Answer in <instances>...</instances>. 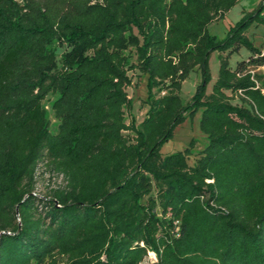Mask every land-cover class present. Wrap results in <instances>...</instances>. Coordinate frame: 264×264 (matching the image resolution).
Here are the masks:
<instances>
[{"label":"trees","instance_id":"obj_1","mask_svg":"<svg viewBox=\"0 0 264 264\" xmlns=\"http://www.w3.org/2000/svg\"><path fill=\"white\" fill-rule=\"evenodd\" d=\"M237 1L0 0V264H264V73L249 69L264 41L247 35L264 0L208 31ZM131 70L147 74L138 124ZM198 110L193 161V140L161 153ZM41 162L64 180L47 197Z\"/></svg>","mask_w":264,"mask_h":264},{"label":"rangeland","instance_id":"obj_2","mask_svg":"<svg viewBox=\"0 0 264 264\" xmlns=\"http://www.w3.org/2000/svg\"><path fill=\"white\" fill-rule=\"evenodd\" d=\"M260 0H238L234 6H232L222 18H218L208 25L209 33L216 36L218 39L224 38L227 30L230 26L235 24L244 13L256 8ZM264 14V8L263 12ZM247 35L255 45H260L264 41V27L262 24L252 25ZM62 50L64 48H61ZM59 49V51H61ZM248 54V50L244 47L240 51L233 53L229 62L233 67L235 63L245 58ZM218 58L217 52L212 51L208 57V67L210 71L211 79L206 84V92H210L211 84L217 76L218 72ZM250 71L256 73H264V64L257 67H249ZM131 77V85L126 87L128 96L131 97V107L126 111L127 121L133 119L135 124H138L144 117L147 110V106L143 100L147 97L148 86H147V74L140 73L138 71H129ZM202 76L199 70H194L189 73L186 79L181 83L180 97L183 103L190 101L193 96L196 85L201 81ZM199 117L200 110H198L191 117H186L185 120L176 125L172 134L160 144V151L163 154L171 153L177 150H183L189 145L191 140L194 141V146L191 149V154L188 157V161L191 163L196 156V153L204 147L206 144V138L204 133L199 128ZM52 121H54L52 119ZM64 184V180L60 174L48 170L46 164L41 162L38 164L35 172V186L33 193L36 195L47 197L55 187Z\"/></svg>","mask_w":264,"mask_h":264},{"label":"built area","instance_id":"obj_3","mask_svg":"<svg viewBox=\"0 0 264 264\" xmlns=\"http://www.w3.org/2000/svg\"><path fill=\"white\" fill-rule=\"evenodd\" d=\"M148 260H149V261H153V260H155V255H154L153 252H148Z\"/></svg>","mask_w":264,"mask_h":264}]
</instances>
